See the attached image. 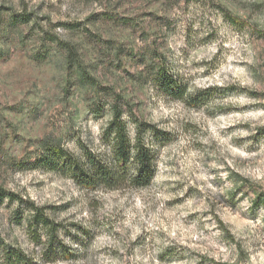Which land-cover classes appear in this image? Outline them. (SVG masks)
<instances>
[{
  "label": "rangeland",
  "instance_id": "1",
  "mask_svg": "<svg viewBox=\"0 0 264 264\" xmlns=\"http://www.w3.org/2000/svg\"><path fill=\"white\" fill-rule=\"evenodd\" d=\"M162 74L196 104L164 95ZM114 105L164 142L149 187L88 192L37 164L49 144L103 148ZM30 202L63 224L54 262L37 259ZM17 249L32 264H264V0H0V264Z\"/></svg>",
  "mask_w": 264,
  "mask_h": 264
},
{
  "label": "trees",
  "instance_id": "2",
  "mask_svg": "<svg viewBox=\"0 0 264 264\" xmlns=\"http://www.w3.org/2000/svg\"><path fill=\"white\" fill-rule=\"evenodd\" d=\"M75 57L76 52L68 46L67 60L74 61ZM157 88L169 98L188 105L196 104L197 95H188L186 87L168 75L159 76ZM159 138L158 130L145 122L134 121L130 129L123 110L114 105L110 107V119L103 130V148L98 151L85 149L77 155L59 145L49 144L44 146L49 154L37 164L66 175L78 188L88 192L144 189L151 185L155 177V149L164 143L159 142ZM29 205L27 226L32 231L36 246H40L37 259L51 263L56 261L55 257L65 256L68 253L66 246L58 236L63 231V224L56 222L53 212H46L45 207H37L31 202ZM78 229L80 231L81 228ZM77 240L75 236L73 243ZM3 255L8 264H32L34 261V257H28L21 249L6 250Z\"/></svg>",
  "mask_w": 264,
  "mask_h": 264
}]
</instances>
